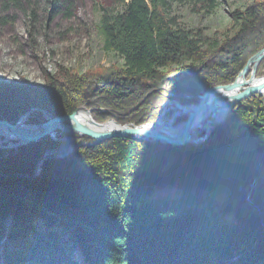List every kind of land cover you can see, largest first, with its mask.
<instances>
[{
	"label": "trees",
	"instance_id": "1",
	"mask_svg": "<svg viewBox=\"0 0 264 264\" xmlns=\"http://www.w3.org/2000/svg\"><path fill=\"white\" fill-rule=\"evenodd\" d=\"M75 1L52 5L72 16ZM113 1L102 7L98 31L125 67L84 74L65 69L43 85L0 83V118L16 122L37 106L28 122H41L47 120L42 109L60 116L87 105L109 109L94 111L100 121L153 122L173 93L183 103L199 102L212 86L234 81L264 47V0L236 8L238 28L215 39L186 27L173 1L209 14L219 0ZM38 4L0 0L2 10L25 9L31 31ZM0 21L8 18L0 15ZM262 94L239 101L201 143L113 137L48 158L39 176L33 175L47 149L93 137L59 131L58 139L47 135L0 148L3 261L81 264L74 257L79 252L83 264H264ZM166 185L173 187L157 194Z\"/></svg>",
	"mask_w": 264,
	"mask_h": 264
},
{
	"label": "rangeland",
	"instance_id": "2",
	"mask_svg": "<svg viewBox=\"0 0 264 264\" xmlns=\"http://www.w3.org/2000/svg\"><path fill=\"white\" fill-rule=\"evenodd\" d=\"M255 1L219 0L218 7L209 14L203 11L197 12L192 10V5L187 2L173 1V13L179 15L186 27L202 29L206 36L215 39L225 34H233L238 28V25L232 18L234 10L238 7L246 8ZM38 3V16L35 24L32 26V31L30 30L28 13L25 9L18 6H13L8 10L0 8V15L3 18H8V22L6 23L0 21V83L8 85L26 83L29 86L43 85L52 75L64 74L65 69L77 72L78 74H84L87 72L104 71L111 67H125L123 56L116 51H108L104 48V39L98 31L102 7L115 5L113 0H76L71 8L73 12L72 16L67 14L66 7L60 10L55 8L52 5V0H38ZM261 64H264V59L258 65L257 76H264V74L258 73ZM251 70L248 72L247 78L251 77H248L252 73ZM171 77L176 78L177 75ZM257 93H263L262 95H264V92ZM178 95L180 96V94ZM172 105L174 104L167 105L168 110L165 118L168 121L171 119L173 110H177ZM90 109H93V115L96 110H109L106 107ZM112 119L117 120L115 117L105 121L97 120L106 122ZM150 123L152 122L142 124ZM175 123H178V121H175ZM205 132L203 131L198 136V139ZM92 137L94 140L95 137ZM165 166L167 168L169 164L166 163ZM172 187L167 188V185L163 186L159 188L160 191L158 190L157 194H164ZM247 198L251 199V196H247ZM21 246H24V244L20 243L19 247ZM0 252L3 254V248H0ZM74 257L81 264L84 263V259L79 252H75ZM0 264H6L3 261L2 255H0Z\"/></svg>",
	"mask_w": 264,
	"mask_h": 264
},
{
	"label": "water",
	"instance_id": "3",
	"mask_svg": "<svg viewBox=\"0 0 264 264\" xmlns=\"http://www.w3.org/2000/svg\"><path fill=\"white\" fill-rule=\"evenodd\" d=\"M263 59L264 48L249 59L246 66L234 81L212 86L205 94L201 95L197 103L185 104L177 99L179 96L178 94L173 93V97L167 99L162 104L156 121L150 124H136L134 122L122 124L115 119L100 122L94 117L93 109H90L86 105L79 106L71 114L60 116H54L46 109H42L47 120L41 122H28L32 109H41L37 106L29 109L16 122H12L7 118H0V148H19L29 144L34 139H39L47 135L54 139H58L57 133L59 131L78 132L95 137L93 141H83L59 149H47L39 160L33 175L39 176L42 173V164L48 158L68 156L81 146L96 145L113 137L149 139L170 144H185L189 142L201 143L210 136L213 127L224 122L228 118L239 101L253 93L262 92L264 89V82L257 83L255 80L264 78V76H257L258 65ZM250 70L252 71L251 77L247 78V74ZM221 90L224 91L222 97L213 96L215 92ZM229 92H233V94ZM142 102L139 105H141ZM170 103L174 104L172 106H175L177 110H173L171 119L168 121L165 118V114L168 110L167 105ZM188 109H190V111H188ZM221 109L226 111L225 117L213 119L215 118L213 113ZM182 115L188 118L184 121L175 123ZM164 119L167 121L166 128L161 127V122ZM73 121H78L79 124H82L81 126L83 129L71 128ZM209 126H212V128H209ZM203 131H206L205 134L198 139V136Z\"/></svg>",
	"mask_w": 264,
	"mask_h": 264
},
{
	"label": "bare ground",
	"instance_id": "4",
	"mask_svg": "<svg viewBox=\"0 0 264 264\" xmlns=\"http://www.w3.org/2000/svg\"><path fill=\"white\" fill-rule=\"evenodd\" d=\"M255 82L257 83H263L264 82V78H258L255 80ZM262 92H264V89L262 90ZM230 94H233V92H229ZM224 95V91L221 90V91H218V92H215V94L213 95L214 97H222ZM171 104V103H170ZM188 111H190V109H188ZM214 117L213 119H221L223 117H225L226 115V111L224 109H221V110H217L216 112L213 113ZM82 124H79L78 121H73L72 124H71V128H75V129H83ZM166 125H167V121L166 119H164L162 122H161V127L162 128H166ZM209 128H212V126H209ZM0 134H1V131H0Z\"/></svg>",
	"mask_w": 264,
	"mask_h": 264
}]
</instances>
